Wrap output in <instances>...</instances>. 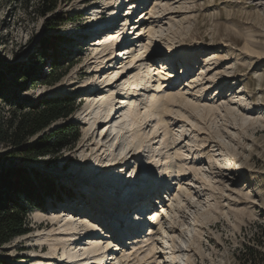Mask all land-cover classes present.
Returning a JSON list of instances; mask_svg holds the SVG:
<instances>
[{"label": "rangeland", "instance_id": "obj_1", "mask_svg": "<svg viewBox=\"0 0 264 264\" xmlns=\"http://www.w3.org/2000/svg\"><path fill=\"white\" fill-rule=\"evenodd\" d=\"M129 1L62 0L45 13L43 0H0V170H35L58 190L30 214L31 233L0 247V259L10 264H240L238 248L264 221V0H134L132 8ZM56 19L63 22L49 29ZM111 22L119 34L105 30ZM104 40L123 45L105 50ZM129 46V58L118 59ZM173 56L171 70L160 74ZM121 62L125 69L108 70ZM148 65L152 80L137 94L132 85ZM102 96L109 101L103 111ZM57 97L73 99L75 111L45 133L72 124L78 142L57 156L24 161L22 150L41 134L16 146L14 124L25 110ZM131 98L136 115L126 106ZM117 102L128 129L120 131V119L110 141L107 125L94 131L89 125L116 112ZM116 147L115 155L137 162L130 171L101 168ZM163 173L161 191L172 201L161 194L150 201L162 198L164 217L151 235L129 232L133 212L120 205L135 188L156 189ZM108 176L114 184L106 187ZM69 221L96 228L69 242Z\"/></svg>", "mask_w": 264, "mask_h": 264}, {"label": "trees", "instance_id": "obj_2", "mask_svg": "<svg viewBox=\"0 0 264 264\" xmlns=\"http://www.w3.org/2000/svg\"><path fill=\"white\" fill-rule=\"evenodd\" d=\"M61 1L43 0L47 6L45 13L54 12ZM55 21L49 29L54 30L63 22L58 19ZM51 76L49 74L50 79ZM59 79L56 77L48 85ZM73 101L68 97L43 99L21 114L13 128L14 137L20 135L15 145L20 146L26 139L41 134L33 144L22 150L21 158L24 161L34 162L39 158L54 157L76 145L80 136L77 127L72 124L64 123L45 133L51 125L60 120L65 121L74 113ZM19 111H24V106ZM56 187L50 177L35 170L23 167L0 170V247L31 233L30 214L33 210L41 211L47 199L58 195ZM249 231L248 240L237 250V260L240 264H264V221L255 223ZM0 264L10 262L0 259Z\"/></svg>", "mask_w": 264, "mask_h": 264}, {"label": "bare ground", "instance_id": "obj_3", "mask_svg": "<svg viewBox=\"0 0 264 264\" xmlns=\"http://www.w3.org/2000/svg\"><path fill=\"white\" fill-rule=\"evenodd\" d=\"M133 1L134 0H130L129 2H130V5H129V7H131L132 8V5H133ZM136 1V0H135ZM108 4V3H107ZM121 7V6H120ZM120 7H119V9H120ZM111 9V8H110ZM116 10V9H115ZM132 10V9H131ZM147 10H148V8H146V9H144V10H142V12L141 13H146L147 12ZM107 13V12H106ZM141 13H139V14H141ZM106 15V14H105ZM116 15H118L119 17H122L123 16V11L121 12V13H119L118 12V10H117V12H116ZM146 15H147V13L146 14H144L143 15V17H146ZM113 17H115V15H113ZM112 20H114L113 18H112ZM122 20V19H121ZM121 20H120V23H121ZM113 22V21H112ZM111 22V23H112ZM110 24V23H109ZM108 24V25H109ZM107 25H105V27H106ZM142 26V25H141ZM141 26H139V27H137V29L135 30V32H138L139 30H140V28H141ZM133 28H136V26H134ZM111 29H113V28H111ZM114 31H113V33L111 34L110 32V34L113 36V34H119L120 33V30H119V26L118 27H116V28H114L113 29ZM102 32V31H101ZM91 34V33H90ZM89 34V35H90ZM121 34H123V33H121ZM133 35H134V33H133ZM133 35H132V37H133ZM93 35H90V37H92ZM105 36V35H104ZM122 36V35H121ZM89 37V38H90ZM120 37V36H119ZM110 38H113V37H110ZM131 38V37H130ZM109 42L108 40H104V42ZM106 42V44H104L103 46V48L106 50V49H109L112 45L113 46H115L116 44H117V42L116 43H107ZM112 42V41H111ZM129 49H130V46L129 47H126V48H123L122 50H120L119 52H121L122 53V56L124 55V54H126V56H123V60L125 61V60H127L128 58H129V54H130V52H129ZM125 52V53H124ZM148 56V55H147ZM158 56H160V54H159V52L157 53H152V55L151 54H149V61H154L155 59H157L156 57H158ZM176 57L175 56H173V57H169L168 58V60H167V62H166V64L165 63H161L160 65H161V68H162V73L160 72V74H165V73H167V72H169L170 70H171V68H170V66H172V65H174V59H175ZM119 59V58H118ZM123 62V61H122ZM120 63V65L118 66V65H116V66H110L109 67V69L108 70H111V68L112 69H117V68H119V67H122L123 69H125V65H123V63ZM111 64V63H110ZM152 66H147L145 69H146V71H143L142 73H141V75H140V78H139V80L137 81V82H135L133 85H132V87H133V89H135L136 91H137V94H138V92H141V90H143L144 88H143V86H144V84H145V82H146V80H147V82H151V80H152V78H151V72H150V68H151ZM176 69H177V66H176ZM118 70V69H117ZM123 71V70H122ZM125 87V85L123 86V88L121 89V92L125 89L124 88ZM118 88V87H117ZM99 90V89H98ZM122 94V93H121ZM150 97V95H146V97H145V95H144V98H143V103L145 104V106L146 105H148L147 104V102L150 100H148V98ZM163 97V96H162ZM88 98V97H87ZM160 101H163V99L161 100V99H159ZM158 100V101H159ZM152 102H153V100H152ZM135 104H136V98H131L128 102H127V107H128V112L130 113V114H137V113H135L134 112V106H135ZM117 111L116 112H113V113H108L107 115H106V117H102V118H99L98 116H97V118L95 117V121L92 123V124H90L89 125V129H90V131L91 130H95L97 127H100V126H102V125H107V122H106V118H110L111 116H112V118L110 119V121L112 122V124H113V126H112V130H110L109 129V127L107 128V130H106V132H105V135H104V138H106V139H110V141L111 140H113V139H115V137H117V131L118 130H116V129H118L117 127L119 126L118 125V122L120 121V119H121V121L123 122L122 123V126H121V128H120V131L121 130H126V129H128L127 128V126H128V124L126 123V121H125V119H126V115H127V113H126V111L124 110V108L123 107H121L120 105H119V102H117ZM151 106H152V103L150 104ZM163 105V104H162ZM108 106H109V101H108V99H107V96H102V97H100V103H99V108L98 109H100V110H107V108H108ZM84 113H87L86 111L84 112ZM88 113H89V111H88ZM139 113V112H138ZM89 114H91V112L89 113ZM140 114V113H139ZM138 114V116H140ZM105 116V115H104ZM117 151V147L115 148V149H112V151H111V153H114V155H115V152ZM130 156H132L131 158H133L135 155H136V152H134V151H130L129 153H128ZM129 157H127V156H124L123 158L121 157V156H119V154H116L115 156H114V159L113 160H108V159H104L103 161L101 160L100 161V163H101V168L103 169V171L104 172H107V173H110V172H112V171H114V170H116L117 168H124L126 171H130V168L133 166V165H137V162H133L132 164L133 165H131V164H129L130 163V160L131 159H128ZM149 167H152V165L151 164H148L147 165V169L146 170H151V169H149ZM153 170V169H152ZM147 171V172H148ZM149 176H151L150 174H149ZM153 176L152 177H150V179L149 180H153ZM165 178H166V173H163V176L161 177V179L158 181V183H157V187H156V189L155 188H153V187H149V188H147V187H138V188H135V190H134V195H133V198L132 199H130L125 205L123 204H121L120 205V208H121V210H125L126 209V207L125 206H130V207H128L127 209H128V211H130V213L131 212H133L135 215H139V213H138V210L140 209V208H142L143 206H145L146 205V203H147V201L145 200V199H148V197L152 194V193H155V191L156 190H158L157 192H158V194H161V196L163 197L164 196V193H165V191H161V188L162 187H165ZM139 179H140V177H139ZM139 179H137V180H139ZM141 180H143L142 178H141ZM114 181H113V179L112 178H110L109 176L107 177V180H106V182H105V185H106V187H109V186H111V185H113L114 183H113ZM154 186V185H153ZM163 190V189H162ZM165 190V189H164ZM171 199V200H170ZM160 200H162V198L160 199ZM164 200H167V202L170 200V201H172V198L171 197H169L168 195L164 198ZM154 201H157V199L155 200V198H154ZM159 203V202H158ZM154 204L155 206H154V208H152V207H150L149 208V210L146 212L147 213V215H148V218H147V220L149 219V220H152L154 223H155V225H156V223L159 221V219H161L162 220V218H163V211L164 212H166L167 211V209L165 210V206H163V202L162 201H160V206H159V204ZM37 212V211H36ZM149 212V213H148ZM38 214V213H37ZM162 214V215H161ZM40 215L41 214H38L37 215V219H38V217H39V219H40ZM125 215H126V212L124 213V215H123V217H125ZM35 217H36V215L34 214V219H35ZM42 217V216H41ZM49 217V216H48ZM162 217V218H161ZM68 218H72L71 216H70V214L68 213ZM84 218V220H83V222L82 223H88L89 221L87 220L88 219V217H83ZM42 219V218H41ZM53 219V218H52ZM52 219H50V223H52V224H54L53 223V220ZM137 220H143V218H138V219H136V221ZM39 221V220H38ZM42 221V220H41ZM147 222V221H146ZM152 222V223H153ZM144 223H145V220H144ZM151 223V225L153 226V224ZM51 224V225H52ZM148 224H149V222H148ZM155 225L153 226V230H154V227H155ZM65 226V225H64ZM62 228V227H61ZM89 228H96V224H95V222H93V224L92 225H90L89 227L88 226H83V228L82 229H78L77 227H76V224H74V221H69V223L65 226V228H64V231H65V236H66V238H68V241L69 242H77L82 236H80L81 234H84V233H89ZM94 230V229H93ZM144 227H141L140 225H136V226H133V227H131V229H130V231L129 232H136V231H140L139 232V234L138 235H141L142 234V232L144 233ZM153 232V231H152ZM94 233H96V232H93L92 234H94ZM145 234H146V232H145ZM140 236H136V237H133L132 239H131V242H137V240H139V239H141V237L139 238ZM88 238V237H87ZM91 239H94V238H91ZM84 241H87V243L89 242V240H84ZM144 243H147V241L146 242H144ZM85 246V249H86V247H89L90 246V243H88V244H85L84 245ZM100 249V247L97 245L94 249L96 250V249ZM114 252L115 253H117L118 254V251L120 252V250H121V248H120V246L119 245H115L114 246ZM54 250H55V246H54ZM99 251V250H98ZM98 253V252H97ZM112 253H113V251H112ZM73 257V256H72ZM77 257V256H76ZM81 257V256H80ZM102 258L103 257V254H97V255H95V258ZM75 258V257H74ZM73 258V259H74ZM78 258H75V261L76 262H78Z\"/></svg>", "mask_w": 264, "mask_h": 264}]
</instances>
